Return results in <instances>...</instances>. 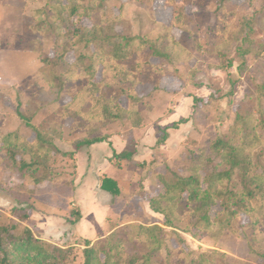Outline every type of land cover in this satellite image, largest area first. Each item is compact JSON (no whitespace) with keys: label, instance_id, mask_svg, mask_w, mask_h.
<instances>
[{"label":"trees","instance_id":"16d2710c","mask_svg":"<svg viewBox=\"0 0 264 264\" xmlns=\"http://www.w3.org/2000/svg\"><path fill=\"white\" fill-rule=\"evenodd\" d=\"M111 2L46 0L43 8L33 11V31L54 38L52 55L31 51L43 64L51 102L60 104V108L39 124L33 118L22 117L21 126L26 125L34 135L21 128L11 132L0 129V155L6 171L28 178L36 186L52 184L60 176L56 160L62 156L74 160V175L75 154L81 148L120 132H104L109 125L120 122L131 133L145 125L143 111L153 108L167 75L159 61L173 64L191 58L172 32L174 28L187 29L185 0H164L172 8L171 20L155 23L145 35L119 31L124 4L116 12ZM229 2H218L219 40L211 52L227 67L233 63L227 50L222 49L225 42L236 44L244 61L252 53L253 64L240 69L251 90L236 109L228 133L218 134L198 151H192L185 173L169 164H164L163 170L152 169L158 191L146 199L164 221H133L114 228L105 237L77 239L62 246L23 224L30 221L34 205L17 199L12 189L0 182V190L15 200L11 215L0 213V264H76L79 250L83 264H255L216 248L191 250L180 233L195 239L216 237L226 229L235 230L237 224L240 226L235 231L242 233L250 251L264 264V43L254 39L256 28L264 29V7L237 20L235 11L226 7ZM195 74L183 75L174 70L179 79L202 86ZM141 86L149 90L141 94ZM64 99L68 100L62 103ZM202 99L195 96V105ZM187 121L181 119L173 127ZM66 123L71 134L86 131L85 136L72 141L71 151L63 150L57 142L64 138ZM168 136L166 129H161L157 144ZM134 153L131 142L117 156L133 160ZM103 188L120 194L117 183L110 178H103ZM71 215L77 220L81 212L73 210ZM242 215L248 219L245 224L240 222ZM171 238L176 246L169 244Z\"/></svg>","mask_w":264,"mask_h":264},{"label":"rangeland","instance_id":"374dc122","mask_svg":"<svg viewBox=\"0 0 264 264\" xmlns=\"http://www.w3.org/2000/svg\"><path fill=\"white\" fill-rule=\"evenodd\" d=\"M185 1L188 15L187 29L174 28L172 32L180 40L182 47L189 53L191 58L188 57L173 64L166 60L159 61L167 73H173V75L176 68L183 75L196 71L195 80L208 89V96L194 105L193 115L188 118L193 122L192 127L190 125L185 130L174 134L176 137L181 135L184 139L176 153L171 155L169 163L173 169L182 173H185L184 167L188 164L192 151H198L216 135L228 133L236 109L251 90L248 78L241 75L240 69L245 65L251 66L255 60L253 54L248 53L246 61H244L242 55L236 50V44L225 42L222 49L227 50L229 59L233 63L232 66H225L221 57L211 52L219 40L216 15L219 0ZM45 2L46 0H15L13 4H16V6L12 9H7L8 6L1 4L0 49L10 46L11 49H25L27 51L35 49L43 54H53L54 38L41 37L32 29L31 16L33 11L43 8ZM122 3L124 4V20L118 30L126 35H145L153 28L155 23H168L172 17V8L166 6L164 0H154V3H149L147 0H112L111 2L116 12H119ZM226 7L228 10H234L236 19L240 20L244 15L252 14L263 8L264 0H230ZM9 10H12V12L9 13ZM85 24L90 25L88 21H85ZM12 28H15L18 33L17 41L13 43H11ZM254 39L256 42L264 43V29L256 28ZM11 59L10 61L8 59H1L0 61V122H5L6 132L16 130L17 127L21 128L19 124L22 117L33 118L34 122L39 124L48 117L54 116L56 110L60 108V104L51 102L53 97L49 93V83L37 53L31 54L27 59H21L20 57L18 60ZM71 60H74L73 56H71ZM179 81L183 83L182 88L186 87L187 84L194 87L198 86L191 80L179 79ZM148 90V86L139 87L141 94H145ZM67 100L64 99L62 103ZM170 108L171 106L167 109ZM146 112L147 110L143 111V114ZM68 123L64 128V138L57 139V142L64 148L72 149V141L85 136L86 131H76L71 134ZM125 127L122 128L120 122L113 123L104 129V132L126 130ZM23 128L25 132L34 135L30 128ZM165 159L164 164H168L167 157ZM164 164L162 163L159 169L163 170ZM73 165V159L58 156L56 160V167L60 173L58 179L52 184L45 183L36 186L30 179L6 171L3 157L0 155V182L11 188L17 199L25 200L33 204L34 208L37 206L39 209L46 211L50 209L49 205L68 204V197H71L74 191V184L70 183L74 172ZM150 188L152 193H157L158 182L156 181ZM0 194L7 198L3 199V203H6L5 201L9 203L10 201L7 208L0 209V213L11 215L10 210L15 200L7 192L0 190ZM132 205L133 203L130 202L126 211ZM145 206L147 207V200L143 205L136 206L137 212L134 218L131 217L130 219L140 222L151 221L145 215ZM92 211L93 205L91 204L89 215ZM158 221L159 223L164 221L162 215H160ZM247 221L245 215L240 217L241 224H245ZM23 224L28 225L31 222ZM239 226L237 224L235 230L239 229ZM235 230L226 229L216 237L205 236L201 239H195L185 232L180 233L187 247L196 252L216 248L225 251L235 259L261 264V258L250 251L242 233ZM98 232L101 233V230H98ZM72 243L74 242H65L63 245L67 246ZM169 244L171 246L177 245L173 238L169 240ZM76 264H83L82 250L78 251Z\"/></svg>","mask_w":264,"mask_h":264},{"label":"crops","instance_id":"0c3cea01","mask_svg":"<svg viewBox=\"0 0 264 264\" xmlns=\"http://www.w3.org/2000/svg\"><path fill=\"white\" fill-rule=\"evenodd\" d=\"M14 2L15 0H0V6L4 4V6H8L7 9H12L16 6L13 4ZM11 12L12 10H9V13ZM12 30L11 43L16 42L18 36L16 29L12 28ZM31 54L36 53L25 49H11L9 46L0 49V61L1 59L10 61L11 58L18 60L19 57L27 59ZM168 73L162 80V90L154 98L153 108L144 114L145 125L142 128L134 129L132 133L130 129L120 130L119 133L112 134L108 140L81 148L75 154L76 168L72 177L74 191L72 196L68 197V204L64 207L49 205L50 209L46 211L35 205L36 208L31 213V224L27 226L34 231L37 230L36 232L42 238L65 246L63 245L65 242H75L80 238L96 240L105 237L114 228L133 222L130 218H134L137 212L136 206L143 205L147 196L154 194L150 188L156 182L152 169L159 168L162 163L164 164L165 157L170 165L171 155L176 153L184 139L183 136L176 137L174 134L185 130L190 125L192 127L193 122L188 120L179 123L177 127H173V125L181 119H187L193 115L195 96L200 98L208 96V89L205 86L194 87L187 84L182 88L183 83L179 81V78L173 73ZM169 106L171 108L168 110ZM21 124L22 120L19 125ZM5 125V122H0V129L4 132H6ZM23 127L27 126H21V129L24 133L29 134L23 130ZM161 129H166L169 136L165 142L157 144ZM110 132H114V130ZM131 142L135 146L133 160L117 156L126 151ZM59 145L63 150H72ZM103 178L114 180L120 194L114 195L104 189ZM3 199L7 198L0 194V209L7 208L10 204V201L3 203ZM130 202L133 205L126 211ZM91 204L93 211L89 215ZM73 210L81 212L79 219L74 220L71 215ZM144 212L152 222L159 220L160 214L150 208L148 201ZM70 219L74 221L70 222ZM98 230H101V233Z\"/></svg>","mask_w":264,"mask_h":264}]
</instances>
